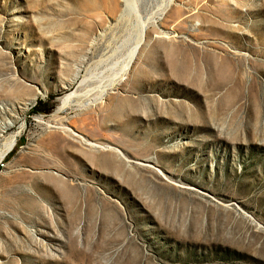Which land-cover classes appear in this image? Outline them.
<instances>
[{
  "label": "rangeland",
  "instance_id": "1",
  "mask_svg": "<svg viewBox=\"0 0 264 264\" xmlns=\"http://www.w3.org/2000/svg\"><path fill=\"white\" fill-rule=\"evenodd\" d=\"M14 138L0 264H264V0H0Z\"/></svg>",
  "mask_w": 264,
  "mask_h": 264
},
{
  "label": "bare ground",
  "instance_id": "2",
  "mask_svg": "<svg viewBox=\"0 0 264 264\" xmlns=\"http://www.w3.org/2000/svg\"><path fill=\"white\" fill-rule=\"evenodd\" d=\"M133 4H135V3H133ZM169 5V4H168ZM131 9H132V7H131ZM136 9V8H135ZM137 10V9H136ZM136 12V11H135ZM134 12V13H135ZM138 12V11H137ZM139 13V12H138ZM137 13V14H138ZM139 16V14L138 15H136V17H138ZM141 17V16H140ZM136 19H138V18H136ZM147 19V18H146ZM138 22H139V20H137ZM135 22V21H134ZM140 23V22H139ZM141 23H144V22H141ZM134 25V24H133ZM137 26L139 25V24H136ZM145 25H146V23H145ZM140 26V25H139ZM143 26V25H142ZM144 27V26H143ZM144 32H142L141 33V36H142V34H143ZM129 38V37H128ZM138 40V39H137ZM136 41V40H135ZM138 42V41H137ZM134 46V45H133ZM130 55V54H129ZM132 55H134V53H132ZM132 58V57H131ZM131 58H130V60H131ZM125 59V58H124ZM133 59V58H132ZM127 61V60H126ZM129 62V61H128ZM122 65V64H121ZM125 66V65H124ZM127 66V65H126ZM110 67H112V66H110ZM121 67V66H120ZM121 69V68H120ZM107 71H108V69H107ZM114 71V70H113ZM94 73V72H93ZM109 73H111L110 71H109ZM121 73V72H120ZM120 73H118V76H119V74ZM101 75V74H100ZM114 75V74H113ZM116 75V74H115ZM92 77H94V75H91ZM97 76V75H96ZM95 76V77H96ZM117 76V75H116ZM112 77H114V76H112ZM88 78V77H87ZM86 78V79H87ZM86 79H83L82 81H80V84H83V83H85L86 82ZM114 79V78H113ZM117 79V78H116ZM110 81V80H109ZM109 81L107 82V83H109ZM111 82V81H110ZM101 83V82H100ZM112 84H108V85H106L107 87H109V86H111ZM100 86H102V85H100ZM105 86V85H104ZM96 88H98L97 86H96ZM95 88V89H96ZM101 89V95L99 96V97H101V96H103L104 95V89L102 90V88H100ZM106 89V88H105ZM98 90V89H97ZM75 96V94H69V95H67V96H65L62 100H61V102H62V104L63 105H67V103L68 102H70V100L73 98ZM99 97L97 98V100L99 99ZM97 100H91L90 102L92 103V104H94V103H96V101ZM89 105V104H88ZM63 127V126H62ZM64 129H66L67 131H69L70 132V129L68 128V127H64ZM74 134V133H73ZM85 144L86 145H88L89 147H94V148H99V147H97V145H95V144H91V142L90 143H88V142H85ZM15 145V138L14 139H11L6 145H5V147H4V149L2 150V151H0V162L2 161V159L5 157V155H6V153H8L11 149H12V147ZM101 149H103V150H105V151H111V152H113V153H115V154H117V155H119V152L117 151V150H115L114 148H111V147H108V146H106V148H101Z\"/></svg>",
  "mask_w": 264,
  "mask_h": 264
}]
</instances>
